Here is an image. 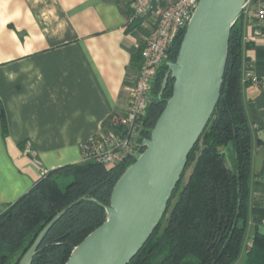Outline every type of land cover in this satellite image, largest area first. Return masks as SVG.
Here are the masks:
<instances>
[{"label": "crops", "instance_id": "0c3cea01", "mask_svg": "<svg viewBox=\"0 0 264 264\" xmlns=\"http://www.w3.org/2000/svg\"><path fill=\"white\" fill-rule=\"evenodd\" d=\"M131 0H0V213L42 171L78 164L81 144L126 114L144 33L130 29ZM249 29L245 27V33ZM243 101L252 132L248 230L264 214V38L244 45ZM234 166V153L227 152ZM40 164H37L35 160Z\"/></svg>", "mask_w": 264, "mask_h": 264}, {"label": "trees", "instance_id": "16d2710c", "mask_svg": "<svg viewBox=\"0 0 264 264\" xmlns=\"http://www.w3.org/2000/svg\"><path fill=\"white\" fill-rule=\"evenodd\" d=\"M130 29H140L139 22ZM245 26L239 19L232 28L225 75L218 105L199 141L152 237L129 264H264V235L258 229L245 245L250 215L252 132L243 101ZM185 34L181 30L168 51L153 87L154 100L143 117L149 137L172 96L174 80L162 98L161 85L168 62H175ZM140 48V58L142 52ZM141 65V64H140ZM117 116L104 124L113 130ZM0 128L8 134L0 99ZM231 145L234 166L224 148ZM129 163L108 168L94 161L69 164L47 174L0 213V264H18L43 228L75 203L50 229L32 264H65L73 249L106 220L104 208L80 200L93 198L109 205L113 189ZM191 173L184 182L186 173ZM255 223L264 214L254 208ZM245 251L244 260L239 263Z\"/></svg>", "mask_w": 264, "mask_h": 264}, {"label": "water", "instance_id": "95a60500", "mask_svg": "<svg viewBox=\"0 0 264 264\" xmlns=\"http://www.w3.org/2000/svg\"><path fill=\"white\" fill-rule=\"evenodd\" d=\"M245 1L199 0L176 61L167 63L159 98L170 78L172 96L116 183L110 204L80 199L104 208L106 220L73 249L65 264H129L152 237L218 105L231 31ZM74 204L43 228L18 264H32L50 229Z\"/></svg>", "mask_w": 264, "mask_h": 264}, {"label": "built area", "instance_id": "2783aa9c", "mask_svg": "<svg viewBox=\"0 0 264 264\" xmlns=\"http://www.w3.org/2000/svg\"><path fill=\"white\" fill-rule=\"evenodd\" d=\"M199 0H131L128 25L139 22L145 31L138 77L128 89L129 107L117 116L113 130L102 131L81 144V162L94 161L108 168L135 159L144 136L143 117L154 100L153 87L157 74L179 32L186 28ZM249 29L243 44L264 38V0H246L238 18ZM250 74H245L243 81ZM37 164L40 162L36 159ZM48 171H42V177Z\"/></svg>", "mask_w": 264, "mask_h": 264}, {"label": "rangeland", "instance_id": "374dc122", "mask_svg": "<svg viewBox=\"0 0 264 264\" xmlns=\"http://www.w3.org/2000/svg\"><path fill=\"white\" fill-rule=\"evenodd\" d=\"M228 149H230L231 151H233L231 145L225 147L224 148V151L227 153L228 152ZM190 173H191V169L187 171L186 176H185V179H184V182L187 180V178L190 175ZM251 234H252V232L251 231L249 232V230H247V234H246V239H245L244 246L247 244V242H249V239H250ZM244 257H245V251L242 253V255L240 257L239 263H241L244 260Z\"/></svg>", "mask_w": 264, "mask_h": 264}]
</instances>
